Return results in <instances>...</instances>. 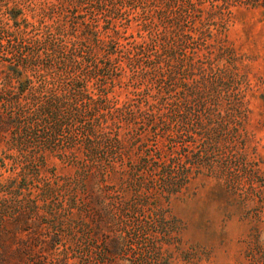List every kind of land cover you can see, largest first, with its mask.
<instances>
[{"label": "rangeland", "instance_id": "1", "mask_svg": "<svg viewBox=\"0 0 264 264\" xmlns=\"http://www.w3.org/2000/svg\"><path fill=\"white\" fill-rule=\"evenodd\" d=\"M170 1L0 0V264H264V0Z\"/></svg>", "mask_w": 264, "mask_h": 264}, {"label": "trees", "instance_id": "2", "mask_svg": "<svg viewBox=\"0 0 264 264\" xmlns=\"http://www.w3.org/2000/svg\"><path fill=\"white\" fill-rule=\"evenodd\" d=\"M110 1V0H109ZM131 1H140V0H118L116 2H107V0H90V8H92V11L97 10L101 11L103 13H114L118 14L122 7H124L125 3L129 4ZM119 3V5H118ZM171 11H174L175 17L170 18L173 25H174V30H175V35H180L181 26H180V18H181V12H182V6L179 4V1L174 0L166 3V6H171ZM161 12H165L162 8H160ZM8 14L10 19H12L14 22L17 20L18 15L16 14L15 8H10L8 9ZM75 17L77 18L78 16L75 14ZM93 23V22H92ZM91 22H86L83 20L82 24L84 25V32L86 34V39H94V44L96 46L104 48L105 46H109L110 44L115 43V40L113 37H111L109 40L105 39H100L97 38L96 36V27L94 24ZM114 33L118 34V30L114 29ZM93 51V50H91ZM175 52V51H174ZM95 55V53H94ZM177 56V55H174ZM179 57H181L179 55Z\"/></svg>", "mask_w": 264, "mask_h": 264}]
</instances>
